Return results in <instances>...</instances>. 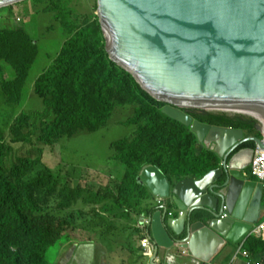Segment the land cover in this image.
Returning <instances> with one entry per match:
<instances>
[{"label": "trees", "instance_id": "trees-1", "mask_svg": "<svg viewBox=\"0 0 264 264\" xmlns=\"http://www.w3.org/2000/svg\"><path fill=\"white\" fill-rule=\"evenodd\" d=\"M32 1L55 15L61 11L56 0L50 4ZM6 8L13 14V5ZM67 35L53 66L33 83L32 90L43 98L49 119L33 130L29 113L20 111L10 125V141L29 144L37 136L39 143L53 147L64 136L94 133L110 119L115 97H123L134 105L133 113L122 123L132 127L131 134L111 144L115 154L110 158L122 165L124 173L115 187L110 183L103 187L98 184L100 173L86 174L76 166H65L57 174L44 164L42 156L18 158L7 169L12 147L0 125V264H56L50 255L58 244L71 240L97 243L104 210L119 219L153 214L156 197L140 178L145 166L155 167L173 187L187 177L202 178L220 165L218 155L199 143L190 127L162 112L166 103L151 97L111 59L99 18ZM40 53L38 41L27 30L0 29V106L8 115L13 114L12 109L18 111ZM6 69L15 74L12 80H7ZM186 112L200 123L240 129L246 137L262 138L253 117ZM244 147L255 149V143L247 142L237 152ZM230 244L236 249L239 245ZM244 248L264 264V240L250 237Z\"/></svg>", "mask_w": 264, "mask_h": 264}, {"label": "water", "instance_id": "water-1", "mask_svg": "<svg viewBox=\"0 0 264 264\" xmlns=\"http://www.w3.org/2000/svg\"><path fill=\"white\" fill-rule=\"evenodd\" d=\"M22 1L0 0V8ZM98 16L111 59L146 93L166 103L164 114L186 126L198 125L194 133L200 143H205L208 131L241 133L225 139L222 146L210 141L223 148L222 152L214 149L222 163L202 178L187 177L172 187L159 170L145 166L154 169L170 189L178 211L175 221L182 220L180 228H172L171 220L166 222L165 206L148 216V237L154 245L150 264H157L159 248L174 243L208 262L226 241L238 243L264 211L262 183L248 179L242 171L255 149L235 152L247 142H254L256 149L264 147V0H98ZM169 110L186 117L188 124ZM190 110L255 117L263 124V137H244L241 130L200 123L186 112ZM213 172L211 180L199 185ZM140 178L153 193H163ZM190 182L196 190L194 196L185 188ZM194 198L198 203L190 211L182 207ZM198 198L209 204H200ZM221 203L225 211L220 210ZM194 210L207 211L210 217L193 222L190 215ZM168 224L173 234L184 237L173 238ZM65 251L59 264H96L97 245L93 242H74Z\"/></svg>", "mask_w": 264, "mask_h": 264}, {"label": "rangeland", "instance_id": "rangeland-1", "mask_svg": "<svg viewBox=\"0 0 264 264\" xmlns=\"http://www.w3.org/2000/svg\"><path fill=\"white\" fill-rule=\"evenodd\" d=\"M46 1L50 4V0ZM56 1L61 4V11H59L58 15L48 10L45 5H39L40 2L34 3L32 0L16 3L17 5L13 4V14L6 7L0 9V29L5 27L16 28L17 26H19V29L24 28L31 34L32 38L38 41L39 50H41L40 56H38L30 72L29 85L24 90V96L18 107V111L12 109L13 114L8 115L0 106V125L6 129V142L12 147V152L7 158L5 165L8 169L9 164L11 162H16L18 158H37L42 156L44 164L50 166L57 174H59L61 167L76 166L82 169L86 174L100 173L101 176L98 179L99 186L106 187L107 184L110 183L112 187H115L121 180L124 170L120 163L110 158L111 154H115V150L111 144L116 139L130 136L131 126L126 127L122 123L130 117L134 109V105H128L127 100L123 97H115V106L110 119L94 133L84 132V134L77 133L71 137L64 136L60 139L58 144L53 147L39 143L37 136H34L33 142L29 144L13 143L10 141V125L13 123L15 116H19L22 110H26L29 113V117H31L30 129L37 130L38 126L49 119V116H45L43 98L36 95L32 90L33 83L48 70V68L53 66L66 37L69 36L67 35L68 31L76 30L86 24L94 23L99 18L98 0ZM70 25H73V27L68 30ZM1 93L0 89L2 103L3 96L1 97ZM253 118L258 121V127L263 125L260 120L255 117ZM80 206H84L85 208L92 207L85 205ZM139 219H141L139 216L134 215L128 219L114 218L105 210L101 211L98 228L100 234L96 238L97 244L101 247L104 245L107 250L110 249V246L112 250H117L112 252L113 255L110 253L109 256L106 250L107 264L109 262V264H111V256L113 260L112 264H120L118 260L122 261V259L125 260V258L128 257V254L122 249L123 247L120 246L119 250L117 249V245L118 242H124L131 233L139 230L132 225L135 220L138 222ZM263 220L264 215L261 218V221ZM128 222L131 223L129 228ZM254 226H256V224ZM127 230L128 233H126ZM143 232L144 230H141V236L144 235ZM65 242L64 245L60 246V244H58L56 248L52 250L50 255L52 263L59 264L66 252L65 250L69 249L72 243L79 241L71 240ZM125 245L126 243L123 244V246ZM137 250L139 251L136 252H141L140 249ZM99 255L101 254L99 253ZM141 259L142 257L138 259L139 264L144 263Z\"/></svg>", "mask_w": 264, "mask_h": 264}, {"label": "crops", "instance_id": "crops-1", "mask_svg": "<svg viewBox=\"0 0 264 264\" xmlns=\"http://www.w3.org/2000/svg\"><path fill=\"white\" fill-rule=\"evenodd\" d=\"M16 28L19 29V26H17ZM22 29H24V28H22ZM26 29H28V28H26ZM8 70H10V69H8ZM8 70L6 69L7 80H12L15 77V74L12 73L11 71H8ZM219 128H224V127H219ZM244 148H251V147H244ZM244 148H242V149H244ZM218 157L220 158V165H221L222 158L219 155H218ZM231 157H232V155L229 158H231ZM251 159L252 158H247V160L245 161L247 166L242 171L247 175L248 179H253L256 182H260V180H258L256 177H254L250 172L251 171L250 170ZM141 176L146 181L151 183L152 187L155 190H158V191L164 190L163 193H165V194H163V193L161 194V195H164V196H162V198H163L162 203H164V206H166L168 208V211H172L173 213H177V210H176L177 205L174 203L172 193L170 192V189L167 190L168 188L166 187L165 183H163V180L161 179L160 175L154 169H150L149 167H145L141 172ZM154 195L156 198L161 197V195H159L156 192H154ZM196 201L197 200L190 201L189 205L188 204L185 205L184 203H182V207H184V209L190 211V209L193 207V205L198 203ZM261 202H262V205L264 206V190L262 192ZM178 204H180V203H178ZM200 204H203V203H200ZM207 204H209V203H207ZM223 206H224V203H221L219 205L220 210L223 209ZM208 214L209 213H207V211L194 210V211H192V213L190 215V219L194 222V221H197L198 217H204V218H207L208 216L210 217V214L209 215ZM263 215H264V211H261V215H260L259 220H261ZM145 217L148 219V216H145ZM141 221H142V218L139 219L138 222H137V220H135L134 223L132 224V225H134V227L139 229L137 232L131 233V235L128 236L124 240V242L121 241L123 243L118 242L117 249H119V247L122 246L123 247L122 249L125 250L124 252H126L128 254V257L125 258V260L124 259H122V261L118 260V262H120V264H139L138 259H140L141 257H142L141 260L144 261V263H142V264H150L151 263L152 257H150V258L143 257L141 247H140V240L143 239V237L140 235L141 230H145V229H146V231L148 230V227H142L141 226ZM129 223L130 222H128V228L131 225V223L130 224ZM146 226H148V225H146ZM146 231H145V233H147ZM126 233H128V230L126 231ZM114 235H116V234H114ZM125 243H126V245L123 246V244H125ZM109 248L110 249L107 250L104 245H102V247L101 246L98 247V252H100V254H101L100 258H101V260L105 261L106 264L108 261L106 254L108 253V256L110 255V253H111V255H113L112 252L117 251L115 249L112 250L111 246ZM137 249H140L141 252H136V251H139ZM106 250H107V253H106ZM234 254H235V248L232 246H227L225 248H222L219 251V255L218 254H217V256L215 255L211 259V261L203 262V261H200L199 259L195 258L194 256L189 255V253L181 254L180 249H178V247L176 245H173V247H170V248H160L159 253L156 256L155 263H157V264H230L231 260L233 258L232 255H234ZM152 255H153V252H152ZM112 263H113V260H112V256H111V264Z\"/></svg>", "mask_w": 264, "mask_h": 264}, {"label": "clouds", "instance_id": "clouds-1", "mask_svg": "<svg viewBox=\"0 0 264 264\" xmlns=\"http://www.w3.org/2000/svg\"><path fill=\"white\" fill-rule=\"evenodd\" d=\"M208 112H216V111H208ZM224 113V112H223ZM214 127H216V126H214ZM259 128V127H258ZM261 128L263 129V125L259 128L260 129V131H261V133H262V130H261ZM190 129H191V127H190ZM230 129H232V128H230ZM236 130H240V129H236ZM242 131V130H241ZM243 134H244V132H243ZM244 137H246L245 136V134H244ZM262 137H263V134H262ZM262 139V138H261ZM200 143V142H199ZM203 146H205L206 148H209V149H211V150H213L214 151V147L215 146H213V143H209L208 145H205V143H201ZM239 149V148H238ZM238 149H236V150H238ZM262 149V148H261ZM259 149H256L255 148V153H254V155L256 154V152L258 151ZM215 152V151H214ZM235 152H237V151H235ZM216 153V152H215ZM254 155H253V157H254ZM253 157H252V159H253ZM252 159H251V161H252ZM219 167H220V165H219ZM144 168V167H143ZM250 170H251V163H250ZM251 172V171H250ZM252 174V173H251ZM253 175V174H252ZM254 176V175H253ZM255 177V176H254ZM262 187H263V184H262ZM151 190V189H150ZM263 190H264V187H263ZM153 193V192H152ZM154 194V193H153ZM163 202V198L162 197H157L156 198V206H157V210H161V208H162V206H164V203H162ZM166 207V206H165ZM168 209V208H167ZM176 210H177V208H176ZM223 210L225 211L226 210V207L224 206L223 207ZM176 213H173L172 211H168L167 210V214H166V222L168 221V220H171L170 222L172 223L173 221H175V220H177L178 218H177V214H178V211H177V214L175 215ZM224 216L223 217H225V216H227V214H223ZM149 216V215H148ZM140 218H142V221H141V226L142 227H148V230L146 231V229L144 230V235L142 236L143 237V239H141L140 240V247H141V251H142V255H143V257H147V258H150V257H152L153 255H152V252H153V254H154V245H153V241H152V239L151 238H149L148 237V232H149V229H150V224H149V218L147 219L145 216L144 217H140ZM264 221V220H263ZM263 221H261V220H259L257 223H256V226H254L253 225V227H252V229L249 231V232H247L244 236H243V238L240 240V241H238V243H236V245L237 244H239L238 245V247H237V249L232 245V244H230V243H232V242H230V241H226L225 242V245L224 246H222L220 249H219V251L222 249V248H225V247H227V246H232V247H234L235 248V254L234 255H232V260H231V263L230 264H259L258 262V259L257 258H255L248 250H246L245 248H244V243L250 238V237H253V236H255V237H257V238H259V239H262V240H264V236L263 237H258V236H256L255 234H253L252 232L254 231V229L259 225V224H261ZM169 223V222H168ZM170 223V225H172ZM146 225H148V226H146ZM170 225L168 224V230H169V232L173 235V238H176V239H181V238H183L184 237V235H175V234H173V230H172V228L170 227ZM145 231L147 232V233H145ZM145 239H147L148 240V249H145L144 247H143V245H142V243H143V241L145 240ZM77 243H79V244H81V242H77ZM83 243H90V242H83ZM93 243H95V242H93ZM96 245H97V261H96V264H101V262L103 261V260H101V258H100V255L98 254V253H100V252H98V247H99V245L97 244V243H95ZM228 244V245H227ZM233 244H235V243H233ZM173 245H176L177 247H178V249H180V253L181 254H186V253H189V255H192L191 253H190V251L187 249V248H182L180 245H177V244H173ZM159 250H160V248L158 249V253H159ZM219 251L215 254L216 256H217V254L219 255ZM145 253H147V254H145ZM158 255V254H157ZM214 255V256H215ZM193 256V255H192ZM213 256V257H214ZM212 257V258H213ZM231 258V257H230ZM156 259V258H155ZM155 261V260H154ZM201 261V260H200ZM211 261V260H210ZM204 262V261H203ZM209 262V261H208Z\"/></svg>", "mask_w": 264, "mask_h": 264}, {"label": "bare ground", "instance_id": "bare-ground-1", "mask_svg": "<svg viewBox=\"0 0 264 264\" xmlns=\"http://www.w3.org/2000/svg\"><path fill=\"white\" fill-rule=\"evenodd\" d=\"M169 113H172L174 116H177V118L178 119H180L181 121H183V122H187V124H188V119L186 118V117H184L183 115H180V114H177V113H173L171 110H169ZM264 122V121H263ZM192 126V127H191ZM188 127H191L192 128V131L194 132V131H196L198 128H199V126L198 125H195V124H190ZM225 133H228V132H224V133H220L219 131H216V130H214V131H208L207 132V134H206V138H205V143L208 145L209 143H210V141H214L215 142V140L217 141V143H219V144H221L220 146H222L223 145V142H224V140L225 139H230V137H231V139L234 137V136H239L241 133L240 132H234L233 134L234 135H231V134H229V135H226ZM214 149H215V151L216 150H218V151H220V152H222L223 151V148L222 147H220V148H218V146L215 144V147H214ZM215 175V173L213 172V173H211V174H208L207 175V177L205 178V179H203V180H201V181H199V185H205L206 184V182L207 181H209V180H211V178L213 177ZM191 183V182H190ZM190 183H187V184H185V188L190 192H192V196H194L195 194H196V190L192 187L193 186V184L191 185ZM194 189V190H193ZM194 200H195V198H194ZM198 200H199V202L200 203H208V201H206V200H203V198H198ZM187 203H189V200L188 201H186ZM185 205H187V204H185ZM189 205V204H188ZM181 212H183V211H181ZM173 224H172V227L173 228H180V226H178V225H181L182 224V220H178V222L177 221H173L172 222Z\"/></svg>", "mask_w": 264, "mask_h": 264}, {"label": "built area", "instance_id": "built-area-1", "mask_svg": "<svg viewBox=\"0 0 264 264\" xmlns=\"http://www.w3.org/2000/svg\"><path fill=\"white\" fill-rule=\"evenodd\" d=\"M251 173L263 184L264 187V147L259 149L251 161ZM258 237L264 236V221L259 224L252 232ZM145 249H148V240L142 243ZM147 254V253H145Z\"/></svg>", "mask_w": 264, "mask_h": 264}]
</instances>
